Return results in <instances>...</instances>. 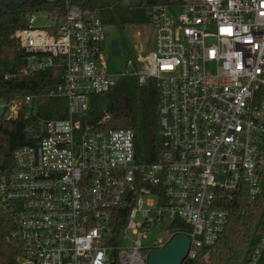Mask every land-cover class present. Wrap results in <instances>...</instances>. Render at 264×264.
Wrapping results in <instances>:
<instances>
[{
    "label": "built area",
    "instance_id": "1",
    "mask_svg": "<svg viewBox=\"0 0 264 264\" xmlns=\"http://www.w3.org/2000/svg\"><path fill=\"white\" fill-rule=\"evenodd\" d=\"M42 11L46 25L34 12L14 32L23 65L5 79L52 73L47 96L65 110L39 121L12 167H0V209L13 215L9 239L19 249L14 264H147L174 236V220L188 228L179 234L193 260L224 233L227 202L245 196L264 208V0L153 5V49L144 70L131 74L108 71L98 16L71 0ZM128 76L139 87L152 83L158 97L161 146L151 164L136 161L132 130L104 128L107 116L85 122L90 100ZM41 101L0 98V123L35 116ZM120 212L126 223L115 243ZM166 223L167 237L142 244L141 231ZM263 254L264 223L243 264Z\"/></svg>",
    "mask_w": 264,
    "mask_h": 264
},
{
    "label": "trees",
    "instance_id": "2",
    "mask_svg": "<svg viewBox=\"0 0 264 264\" xmlns=\"http://www.w3.org/2000/svg\"><path fill=\"white\" fill-rule=\"evenodd\" d=\"M64 0H25L17 7L0 4V98L10 99L29 94L42 96L37 114L25 118L23 112L16 119L0 123V167H12V155L20 146L31 144V134L39 121L64 117V101L47 96L54 86L50 72L28 77L19 76L6 80L5 75L16 73L23 65L24 53L18 48L13 34L24 28L31 14L36 11H56ZM84 11H89L106 24L144 23L148 21L147 10L156 4H168L171 0H140L139 4L124 7L122 0H71ZM62 8L58 10L61 12ZM158 97L152 83L139 87L132 76L120 78L107 93L94 96L86 114L85 122L97 125L107 116L103 127L129 129L134 133L135 159L140 164L156 162L161 141L157 136L156 111ZM230 209L229 222L218 242L209 249H201L193 260L183 264H243L252 254L263 229L264 208L262 201L253 206L245 196L227 202ZM126 212L118 213L114 225L115 243L125 226ZM14 227L11 213L0 209V264H14L19 249L10 241L9 233ZM188 230L180 221L174 220L171 233ZM257 264H264V254Z\"/></svg>",
    "mask_w": 264,
    "mask_h": 264
},
{
    "label": "rangeland",
    "instance_id": "3",
    "mask_svg": "<svg viewBox=\"0 0 264 264\" xmlns=\"http://www.w3.org/2000/svg\"><path fill=\"white\" fill-rule=\"evenodd\" d=\"M46 12L40 10L35 12L36 24L46 25ZM104 59L108 71L114 74L134 73L146 67L147 57L153 49L154 30L147 23H125L104 25ZM91 102V100H90ZM140 221L138 218L136 222ZM166 224L141 231L144 238L142 244L149 247L159 237H167ZM133 239V237L130 235Z\"/></svg>",
    "mask_w": 264,
    "mask_h": 264
},
{
    "label": "water",
    "instance_id": "4",
    "mask_svg": "<svg viewBox=\"0 0 264 264\" xmlns=\"http://www.w3.org/2000/svg\"><path fill=\"white\" fill-rule=\"evenodd\" d=\"M55 0H47L54 2ZM25 0H0V4L5 7H17L22 5ZM140 0H122L124 7H131L139 4ZM11 6V7H12ZM190 248V240L184 235H174L169 243L159 249L153 250L148 258L147 264H183L187 258Z\"/></svg>",
    "mask_w": 264,
    "mask_h": 264
},
{
    "label": "snow or ice",
    "instance_id": "5",
    "mask_svg": "<svg viewBox=\"0 0 264 264\" xmlns=\"http://www.w3.org/2000/svg\"><path fill=\"white\" fill-rule=\"evenodd\" d=\"M221 31L223 32V31H227L226 29H221Z\"/></svg>",
    "mask_w": 264,
    "mask_h": 264
},
{
    "label": "flooded vegetation",
    "instance_id": "6",
    "mask_svg": "<svg viewBox=\"0 0 264 264\" xmlns=\"http://www.w3.org/2000/svg\"><path fill=\"white\" fill-rule=\"evenodd\" d=\"M10 7L12 6V5H9ZM13 7V6H12Z\"/></svg>",
    "mask_w": 264,
    "mask_h": 264
}]
</instances>
